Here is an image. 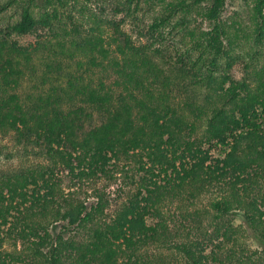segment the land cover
<instances>
[{"label":"trees","instance_id":"1","mask_svg":"<svg viewBox=\"0 0 264 264\" xmlns=\"http://www.w3.org/2000/svg\"><path fill=\"white\" fill-rule=\"evenodd\" d=\"M55 1L59 7L66 5L63 0H27L10 32L25 35L38 24L51 29L58 41L49 43L52 61L45 63L42 80L65 76V86L55 85L25 106L19 90L30 49L0 33V131H14L18 141L40 145L53 164L0 177V264H165L164 255L150 254L152 246L178 254L185 264H208L209 258L220 264H264V68L252 87L245 80L218 78L228 34L221 17L226 0H159L160 14L147 26L151 36L160 34L179 13H195L206 22L196 42L199 55L176 70L175 78L165 69L171 59L166 62L158 48L153 56L145 46H135L119 22L90 21L81 8L79 20L68 16L63 22ZM251 3L258 47L264 39V0ZM140 4L117 0L115 13H124L126 20L135 16ZM102 22L114 28V36L104 35ZM182 23L188 25V20ZM137 31L143 35L140 27ZM116 34L123 36V45ZM159 42L155 36L150 45ZM75 59L87 71L112 69L115 87L121 79L127 92L66 71L64 62ZM190 84L203 90L205 103L194 99L199 96L182 102L174 96L180 86L188 92ZM92 111L99 113L94 124L89 122ZM200 127L204 129L197 135ZM218 146L223 156L213 158L210 149ZM121 157L138 162L137 171L144 173L138 190L109 221L93 226L84 241L64 237L94 221L104 204L98 200L88 207L60 197L53 180L56 167L80 180L94 179L106 175ZM211 189L219 195L205 212L191 211ZM167 198L184 202L176 219L161 209ZM204 216L213 225V237L221 239L215 245L220 251L209 255L193 237ZM237 217L241 224L235 225ZM244 230L258 247L249 253L238 240ZM6 236L20 240L24 251L2 249Z\"/></svg>","mask_w":264,"mask_h":264},{"label":"rangeland","instance_id":"2","mask_svg":"<svg viewBox=\"0 0 264 264\" xmlns=\"http://www.w3.org/2000/svg\"><path fill=\"white\" fill-rule=\"evenodd\" d=\"M26 1L27 0H0L1 35L8 40L16 41L18 44L30 49L31 61L28 65H23L26 73L19 90L21 100L25 106L34 103L39 94L47 93V91L55 85H66L65 76L60 78L56 77L57 79H55L52 75H47L50 80L46 77L44 78L45 82L42 80L45 63L52 61V59L48 57L49 43L53 44L58 41V38L53 35L51 29L46 28L47 26L38 24L36 28L25 35L16 36L10 32V26L19 20L21 7L24 6ZM63 1L66 2V5L63 7H59L56 1L54 5L63 22L69 21L68 16L73 17L75 21L79 20L80 16L78 13L80 8L85 12V15L89 16L90 21L93 19H109V21L119 22L120 28L123 29L127 35L131 36L135 46L138 48L145 46L150 50V55L153 56L155 51L154 48H158L161 53H164L166 62L171 59L170 64L165 69L172 78L176 77L178 73L176 70H179L181 67L183 68V64L191 65L190 62L199 55L196 42L199 33L206 29V22L195 13L191 15L179 13L169 24L161 27V30L158 31L160 34L152 32L154 34L151 36L147 26L154 20L155 16L158 15L157 13L160 14L159 0H155V3L151 0H146L148 3H145V0H141L140 9L136 12L135 16L126 20L122 18L124 13H115L117 10V0H111L106 4L94 0ZM163 1L167 3L176 0ZM161 4H163L162 1ZM251 4V0H226L225 2L221 17L227 24L228 34L224 40V54L219 60L220 71L217 76L218 78H229L239 81L245 80L252 87L256 84L257 73L264 68V39L258 44V47L254 45L252 35L253 23H251L250 19ZM34 12L38 15V9H35ZM84 18L85 17L82 19ZM185 19L188 20V25L182 23ZM102 25L103 29H105V36L107 35L111 38V36L115 35L112 26L104 22H102ZM139 27L143 30V35L138 33L137 30ZM155 36L158 40H161V43H155L152 46L150 42ZM118 38L119 42L123 45V36L120 35ZM42 42H44L45 47L42 46ZM38 45H41V47H38ZM35 47H37V50H34ZM113 48L114 47H112L111 50H114ZM117 56L121 55L118 54ZM159 61L160 59H158V62ZM64 63L68 66L66 71H71L76 76L83 73L82 75L86 80L92 78L96 84L100 81H104V84L118 89L119 92H127L124 90L125 88H123L124 82L121 79L118 80V86L115 87L113 82L114 79H117V74L112 71V69L94 67L92 70L87 71L85 67L80 69L79 66H77L76 59ZM188 86V92L181 90V86L178 87V90L174 91V96L181 100V102L185 101L187 99L186 97L193 95L199 96L194 99L197 102L205 103L204 101L206 99H203L202 96L203 90L193 84ZM77 103L79 104L80 102ZM207 110H209V108ZM92 113L93 115L89 122L94 124L99 121V113L95 111H92ZM204 121L205 120H203L202 123ZM89 122L85 123L87 127L89 126ZM203 129L204 127H200V131L197 135H200ZM207 146L208 145H205V148H207ZM42 151L43 149L40 145L34 142L28 144L18 141L14 131H0V177L22 168L52 166L53 164L44 156ZM210 154L213 158L223 156V147L218 146L210 149ZM142 160L146 163V157H143ZM137 166L138 162L121 157L114 166L109 167L110 170L106 175L84 180L74 178L62 167H56L53 180L56 182L57 193L60 197L72 201V204L82 202L88 207L91 203L98 200L104 204L103 211L96 214L94 221L87 223L86 227L79 229L78 232H65L63 236L70 240L73 239L74 241H84L93 226L98 222L109 221L126 200L138 190V180L144 173L142 171H137ZM154 179L161 182V178L159 177H154ZM99 194L101 195V199L97 197ZM218 195L219 192L216 189H211L208 193L200 196L196 202L197 205L191 206L190 210L193 211L197 208L199 212H205L206 208L209 207V202ZM164 202L165 204H162L161 209L165 216L175 214L174 217L176 219V217L181 214L180 212L184 210V202L177 198H167ZM205 216L203 217L204 221L202 226L200 225L201 229H199L193 237L199 242L200 246L205 248V254L207 253L209 255L213 250L220 251L217 250L215 245L219 244L221 239L217 240L213 237L211 232L213 225L210 224ZM233 222L235 225L241 224V220L238 217L235 218ZM58 225H61V223ZM170 225L174 227L172 222H170ZM238 240L245 253H249L258 248L255 241L249 236L246 230L239 235ZM25 246L26 245L22 244L20 240H16L13 236H6L4 241H2V249L9 252L24 251ZM222 252L223 251L219 252V254ZM151 253H161V255H164L165 257L163 256V260L165 264H185L182 257L167 249L152 246L150 249V254ZM123 259L124 257H121L119 261ZM208 264L220 263L209 258ZM224 264L229 263L225 262Z\"/></svg>","mask_w":264,"mask_h":264}]
</instances>
